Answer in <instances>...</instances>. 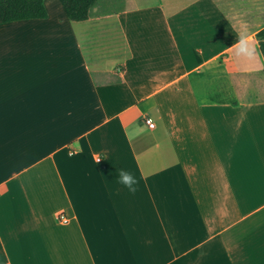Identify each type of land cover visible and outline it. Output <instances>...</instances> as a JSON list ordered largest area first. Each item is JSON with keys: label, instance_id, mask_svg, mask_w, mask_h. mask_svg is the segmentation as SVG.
<instances>
[{"label": "crops", "instance_id": "1", "mask_svg": "<svg viewBox=\"0 0 264 264\" xmlns=\"http://www.w3.org/2000/svg\"><path fill=\"white\" fill-rule=\"evenodd\" d=\"M46 5L0 23V264H264V0Z\"/></svg>", "mask_w": 264, "mask_h": 264}, {"label": "trees", "instance_id": "2", "mask_svg": "<svg viewBox=\"0 0 264 264\" xmlns=\"http://www.w3.org/2000/svg\"><path fill=\"white\" fill-rule=\"evenodd\" d=\"M70 20L83 21L89 18L92 7L98 0H61ZM46 0H0V23L46 18ZM264 37V29L258 33Z\"/></svg>", "mask_w": 264, "mask_h": 264}, {"label": "clouds", "instance_id": "3", "mask_svg": "<svg viewBox=\"0 0 264 264\" xmlns=\"http://www.w3.org/2000/svg\"><path fill=\"white\" fill-rule=\"evenodd\" d=\"M234 50V54L238 57H244L248 60H254L256 58L258 44L254 42V37L249 33L247 27H242L238 34V39L235 44L231 46ZM154 128V125H153ZM146 129L137 126V128L126 133V136L131 139L137 135H140ZM101 159L97 158L96 163H99ZM117 182L127 188L130 192L135 193L137 191V185L139 180L133 175V173L124 168H120L118 171Z\"/></svg>", "mask_w": 264, "mask_h": 264}, {"label": "built area", "instance_id": "4", "mask_svg": "<svg viewBox=\"0 0 264 264\" xmlns=\"http://www.w3.org/2000/svg\"><path fill=\"white\" fill-rule=\"evenodd\" d=\"M146 122L150 125V126H155V123L152 121L151 118H146ZM99 159H101V157H98ZM60 220L63 222V223H67L69 221V218L67 215L65 214H60Z\"/></svg>", "mask_w": 264, "mask_h": 264}]
</instances>
